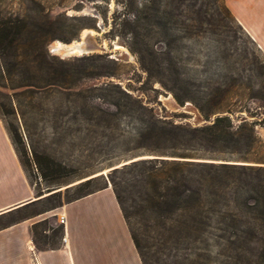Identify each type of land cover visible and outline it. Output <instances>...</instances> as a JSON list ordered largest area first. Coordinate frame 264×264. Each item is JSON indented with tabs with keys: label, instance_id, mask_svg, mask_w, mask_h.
<instances>
[{
	"label": "rangeland",
	"instance_id": "1",
	"mask_svg": "<svg viewBox=\"0 0 264 264\" xmlns=\"http://www.w3.org/2000/svg\"><path fill=\"white\" fill-rule=\"evenodd\" d=\"M146 2L144 12L140 8ZM0 5L8 12L49 20L47 49L53 40L81 42L86 33L97 45L64 57L50 52L65 60L49 59L56 78L34 100L31 92L22 91L25 125L20 126L22 143L15 152L34 189L33 199L60 192L35 200L0 224L44 212L87 188L111 185L110 169L133 158L172 151L140 138L142 121L200 125L208 121L200 106L212 112L211 118L229 109L235 123L238 116L254 120L257 140L246 161L264 164V48L234 17L226 0H0ZM134 14L141 15L140 21L133 20ZM11 92L0 84V103L6 107ZM207 93L213 100L205 104ZM0 117L10 138L19 115ZM91 176L96 177L87 187L65 189ZM227 192L233 208L229 188ZM254 196L245 195V209L254 205ZM59 218L46 216L33 226L38 246L61 241ZM112 219V233L121 235ZM240 222L257 223L260 231L264 224L249 213ZM136 231L150 264H264L260 232L227 241H163Z\"/></svg>",
	"mask_w": 264,
	"mask_h": 264
},
{
	"label": "trees",
	"instance_id": "2",
	"mask_svg": "<svg viewBox=\"0 0 264 264\" xmlns=\"http://www.w3.org/2000/svg\"><path fill=\"white\" fill-rule=\"evenodd\" d=\"M141 7L140 10L144 8L146 12L147 2L141 3ZM140 18L141 15L134 14L133 20L138 22ZM49 24V20L8 12L0 5V84L12 89L8 94L11 105L6 107L0 103V115L8 112L19 115V124L10 128L14 147L22 143L20 126L25 125L22 91L31 92L30 98L36 99L57 76L49 59L65 62L46 47L51 38L46 34ZM19 87L24 89H17ZM202 100L208 104L213 97L207 93ZM199 108L208 119L200 125L144 119L139 137L149 141L151 146L163 143L172 151L162 149L158 151L160 156L133 158L110 169L112 190L142 264L150 263L137 228L142 229L145 236L163 241H227L247 239L257 232L264 235L263 223L260 231L257 223L240 222L248 213L264 221V164L246 161L257 140L255 121L238 116L235 123L229 109L220 110L211 118V111ZM153 150L157 149L150 147V151ZM95 177L80 180L65 189L87 187ZM107 185L87 188L68 201ZM227 188L235 203L233 208L228 205ZM59 192L60 189L31 201ZM249 192L255 195L254 205L245 209L244 197ZM62 204L59 201L45 210ZM135 226L138 227L135 229Z\"/></svg>",
	"mask_w": 264,
	"mask_h": 264
},
{
	"label": "crops",
	"instance_id": "3",
	"mask_svg": "<svg viewBox=\"0 0 264 264\" xmlns=\"http://www.w3.org/2000/svg\"><path fill=\"white\" fill-rule=\"evenodd\" d=\"M238 22L264 48V0H226ZM30 185L0 117V223L31 206ZM64 215L62 239L38 246L33 226ZM120 228L112 233L113 219ZM60 220V218H59ZM0 264H142L110 184L62 205L0 224Z\"/></svg>",
	"mask_w": 264,
	"mask_h": 264
},
{
	"label": "water",
	"instance_id": "4",
	"mask_svg": "<svg viewBox=\"0 0 264 264\" xmlns=\"http://www.w3.org/2000/svg\"><path fill=\"white\" fill-rule=\"evenodd\" d=\"M90 38H91V34L86 33L84 42L78 44L77 48H72V49H68V50H60V47H58V45H56V43H55V40H53L48 44V49L50 52L59 54L62 57L69 56L71 54L86 53V52L94 50L97 47L96 44L92 43Z\"/></svg>",
	"mask_w": 264,
	"mask_h": 264
},
{
	"label": "bare ground",
	"instance_id": "5",
	"mask_svg": "<svg viewBox=\"0 0 264 264\" xmlns=\"http://www.w3.org/2000/svg\"><path fill=\"white\" fill-rule=\"evenodd\" d=\"M86 35V34H85ZM85 35L83 36V39L81 40V42H75V43H61L59 41H55L56 45H58V47H60V50H68V49H72V48H77V45L84 42L85 40ZM64 44V45H63Z\"/></svg>",
	"mask_w": 264,
	"mask_h": 264
},
{
	"label": "built area",
	"instance_id": "6",
	"mask_svg": "<svg viewBox=\"0 0 264 264\" xmlns=\"http://www.w3.org/2000/svg\"><path fill=\"white\" fill-rule=\"evenodd\" d=\"M65 216L64 215H60V222H64Z\"/></svg>",
	"mask_w": 264,
	"mask_h": 264
}]
</instances>
